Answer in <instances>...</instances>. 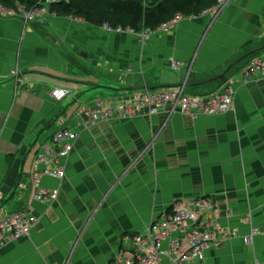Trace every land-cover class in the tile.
Returning a JSON list of instances; mask_svg holds the SVG:
<instances>
[{"label":"crops","instance_id":"obj_1","mask_svg":"<svg viewBox=\"0 0 264 264\" xmlns=\"http://www.w3.org/2000/svg\"><path fill=\"white\" fill-rule=\"evenodd\" d=\"M40 21L0 17V217L31 210L38 219L28 237L0 248V264H113L175 202L204 196L237 236L186 264H264V236L245 241L264 227V78L244 84L248 64L264 61V53L246 57L264 49V0L216 6L168 32H144V42L73 17ZM172 60L183 69L174 71ZM17 65L21 88L8 77ZM227 70L223 85L214 83ZM183 84L192 96L229 88L234 108L195 119L175 111L89 130L76 125V112L97 101L114 108L135 91ZM55 88L70 94L55 101ZM66 128L78 139L61 162L65 177L42 180L60 190L59 199L33 201L37 154Z\"/></svg>","mask_w":264,"mask_h":264},{"label":"built area","instance_id":"obj_2","mask_svg":"<svg viewBox=\"0 0 264 264\" xmlns=\"http://www.w3.org/2000/svg\"><path fill=\"white\" fill-rule=\"evenodd\" d=\"M70 0H44V2L27 10L24 6L7 8L0 1V17L3 19H17L25 25L36 24L42 19L56 17L53 8L58 4L68 3ZM220 10L225 9L235 0H214ZM207 14V13H205ZM185 18L178 16L161 26L158 31L168 32L179 25ZM110 33H128L140 37L144 42L146 34H135L122 29L103 27ZM157 32V31H156ZM151 33V32H149ZM182 63L172 60L171 68L180 71ZM15 81L17 88L24 86L20 79L21 70L17 65L8 75ZM264 78V61L256 59L251 61L244 71V84L253 78ZM4 79L0 75V81ZM185 85L159 89L133 92L130 96L114 108H107L105 102L97 101L92 106L80 108L76 112V125L79 130H89L102 121H111L118 118L129 120L142 116H157L166 113L170 117L178 111L183 116L195 119L199 116H220L234 108V92L224 90L209 96H192L186 93ZM70 91L64 88H55L51 97L58 102L66 99ZM78 133L69 128L55 134L52 141L43 146L37 154L31 173L34 192L31 200L45 204H54L58 201L60 190L48 189L42 186L43 178L50 177L62 181L65 170L61 162L66 159L74 148ZM227 217L232 213L228 212ZM222 212L214 199L204 196L189 202L177 201L169 212L153 220L141 233L133 237V249L129 257L119 255L113 264H186L191 261L202 262L206 253L217 243L229 238H235L236 232L225 229L221 223ZM38 219L31 210L7 213L0 217V248L28 237ZM263 235L264 227L252 228L251 235L246 238L248 242L253 236Z\"/></svg>","mask_w":264,"mask_h":264},{"label":"trees","instance_id":"obj_3","mask_svg":"<svg viewBox=\"0 0 264 264\" xmlns=\"http://www.w3.org/2000/svg\"><path fill=\"white\" fill-rule=\"evenodd\" d=\"M7 8L24 6L27 10L41 5L44 0H0ZM216 7L214 0H70L58 4L53 11L58 17H73L96 26L122 29L135 34L154 33L164 24L178 16L185 19L204 15ZM264 53L260 49L254 54H246L247 58ZM246 58V59H247ZM214 83L223 85L227 75ZM202 83L200 86H205Z\"/></svg>","mask_w":264,"mask_h":264},{"label":"rangeland","instance_id":"obj_4","mask_svg":"<svg viewBox=\"0 0 264 264\" xmlns=\"http://www.w3.org/2000/svg\"><path fill=\"white\" fill-rule=\"evenodd\" d=\"M256 59H259V58H254L252 61H255ZM176 61H177V60H176ZM178 62H180V61H178ZM180 63H182V62H180ZM182 65H183V66H182L181 70H182L183 67H184V64H183V63H182ZM181 70H180V71H181ZM174 71H175V70H174ZM177 72H179V71H177ZM183 85H184V84H183ZM181 86H182V85H181ZM186 86H187V84L185 85V89H186ZM136 92H142V91H135V93H136ZM180 114H181V113H180ZM134 119H135V118H134Z\"/></svg>","mask_w":264,"mask_h":264},{"label":"water","instance_id":"obj_5","mask_svg":"<svg viewBox=\"0 0 264 264\" xmlns=\"http://www.w3.org/2000/svg\"><path fill=\"white\" fill-rule=\"evenodd\" d=\"M41 22H43V21H40V23H41ZM228 70H229V68H228ZM228 70H227V71H228ZM223 75H224V74H223ZM136 89H137V88H134V89H131V90L134 91V90H136Z\"/></svg>","mask_w":264,"mask_h":264}]
</instances>
